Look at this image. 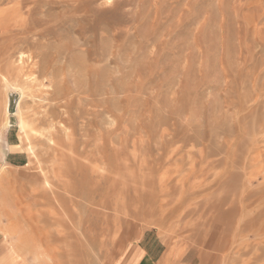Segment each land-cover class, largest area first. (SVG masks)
<instances>
[{
	"label": "rangeland",
	"instance_id": "374dc122",
	"mask_svg": "<svg viewBox=\"0 0 264 264\" xmlns=\"http://www.w3.org/2000/svg\"><path fill=\"white\" fill-rule=\"evenodd\" d=\"M0 12L2 48L36 26L34 40L17 38L24 58L33 54L41 70L56 71L51 83L35 74L44 89L57 88L48 102L54 141L64 150L75 142L84 165H67L35 133L21 141L38 97L0 79V264L66 260L48 236L57 235L58 199L75 209L63 220L75 228L64 249L77 251L66 264H111L134 242L126 264H147L138 263L143 252L136 257L145 234L161 246L151 264H199L197 239L217 210L232 213L230 231L242 229L217 264H264V0H0ZM15 47L6 52L12 61ZM108 199L118 203L100 208ZM88 204L104 217L91 216ZM137 207L139 216L127 214ZM107 217L118 224L105 238Z\"/></svg>",
	"mask_w": 264,
	"mask_h": 264
},
{
	"label": "bare ground",
	"instance_id": "6f19581e",
	"mask_svg": "<svg viewBox=\"0 0 264 264\" xmlns=\"http://www.w3.org/2000/svg\"><path fill=\"white\" fill-rule=\"evenodd\" d=\"M13 12H12V10H11V8H9V9H6V11L4 12V15H5V17L6 16H10V15H13L12 14ZM2 14H3V12H0V16H2ZM28 22V21H27ZM34 24V23H33ZM38 24V23H37ZM36 25V24H35ZM45 26H47V24L45 25ZM30 27V26H29ZM36 28V26H34V25H32L31 26V29L33 28V29H35ZM24 28V27H23ZM42 28V27H41ZM44 28V27H43ZM1 29V28H0ZM26 30L28 29L27 28V26H26V28H25ZM30 29V30H31ZM46 29V28H45ZM30 30H27V31H29V32H26V31H24L25 33H30L31 31ZM44 30V29H43ZM22 32V31H21ZM24 32H22L21 34L24 36ZM36 32V31H35ZM43 32V31H42ZM7 33V32H6ZM12 33H14V32H12ZM32 33V32H31ZM49 33V32H48ZM35 34V33H34ZM3 35V34H2ZM2 35H0V38L2 37ZM10 35H11V33H10ZM16 35V34H15ZM18 36L17 37H19V36H22V35H20V32H19V34H17ZM30 35V34H29ZM41 35H43V34H41ZM4 36H6V35H4ZM13 36H14V34H13ZM26 36V35H25ZM31 36V35H30ZM44 36V35H43ZM47 36V35H46ZM12 37V36H11ZM15 37V36H14ZM17 37H15V39H18L17 41L16 40H14L15 42H16V44H13L12 45V47H10V48H8V47H4V48H2V47H0V79L2 80V81H5V82H10V81H13L14 83H18V84H20V85H22V86H25V87H28V89H30L31 88V90H29V93L31 92V93H33L32 94V96H34V97H38V103H36V105L34 106V108H33V111H32V113H28V116L30 117L29 118V120H27V118L25 119L26 120V124L25 125H23L22 126V132H24L25 133V135L21 138V141L22 142H24L27 138H28V136L30 135V133H35L36 134V136L35 137H37V135H39L40 136V138H39V140H42V139H45V140H49L50 142L52 141V144L50 145V149H52L53 151H54V153L56 152V154H60L61 155V157H60V159L62 158L63 160H64V162L68 165V164H71V166L72 167H82L83 166V168H84V165H82L83 164V161L80 159L81 158V156H82V153H83V151L82 150H80V149H78L77 148V145L75 144V142H71V144H70V146H68L67 148V150H64L63 149V147H62V145H63V143L62 142H58V141H54V137H55V131L54 130H56V128H53V111H52V108L49 106V104H48V102L51 100V98H52V96H54L53 94L55 93V91H56V89L57 88H55L53 85H52V87H50V89L48 88V89H44V87H45V83H43V82H39L38 81V77H37V75H35L36 74V71H38V72H41V77H44L43 78V81H44V79H45V76H48L49 77V79L47 78V80H49V82L51 83L53 80H54V78H55V76H56V71L54 70V68H53V66L52 65H49V64H47L46 65V68L44 69V70H41L40 69V61L39 60H37L36 59V57L37 56H34L33 54H29L28 55V57L27 58H24L25 57V55H24V51L22 50V46L21 45H23L22 43L24 42V40H22V38L24 39V37H20V39L19 38H17ZM27 37H28V35H27ZM33 37H35L34 35H33ZM38 37L39 36H37L36 38L38 39ZM8 38V37H7ZM32 38V36L30 37V40H34V38L33 39H31ZM35 38V39H36ZM5 39V38H4ZM11 40H13V39H11ZM11 40H10V42H11ZM5 41V40H4ZM1 42V41H0ZM13 43V42H12ZM25 43V42H24ZM1 44V43H0ZM2 45V44H1ZM27 45V44H26ZM29 46L31 45V43H29L28 44ZM28 45H27V47H28ZM14 46H16L15 48H17V56H16V58H15V60H11V57H7V55H6V52L8 51V50H10V51H12V50H15V49H13L14 48ZM26 47V48H27ZM26 52V51H25ZM35 54V53H34ZM66 55V54H65ZM13 57V56H12ZM14 59V58H13ZM42 61V60H41ZM63 68V67H62ZM65 68V67H64ZM33 75V76H32ZM13 83V84H14ZM13 86H15V85H13ZM63 86V88H65V86L64 85H62ZM47 87V86H46ZM64 90V89H63ZM63 90H60V91H63ZM252 90H253V88H252ZM20 91V90H19ZM61 94V93H60ZM28 95H30V94H28ZM70 100V99H69ZM33 101V100H32ZM48 104V105H47ZM69 104V103H68ZM70 104H71V101H70ZM68 105V106H71V105ZM63 108V107H62ZM66 111V110H65ZM26 116V115H25ZM24 116V117H25ZM84 118L86 117V116H84V115H82ZM95 116H96V114H95ZM102 117V116H101ZM83 119V118H82ZM88 119V118H87ZM107 119V118H106ZM110 119V118H109ZM2 120H4V119H2ZM58 120V119H57ZM5 121H6V119H5ZM108 121H110V120H108ZM4 124H5V122H3ZM3 124V125H4ZM112 124V123H111ZM262 124V123H261ZM57 125V124H56ZM59 125V124H58ZM25 126H26V128H25ZM19 127H20V125H19ZM24 129H26L25 131H24ZM52 129V130H51ZM59 129V128H58ZM97 131V130H96ZM94 132V131H93ZM31 138V137H30ZM38 138V137H37ZM104 141V140H103ZM124 144V143H123ZM41 146V145H40ZM260 146V145H259ZM29 147V146H28ZM108 147H110V146H108ZM86 148V147H85ZM30 150V149H29ZM109 150V149H108ZM114 150V149H113ZM32 151H33V149H32ZM97 151V150H96ZM115 151V150H114ZM114 151H112V152H114ZM111 152V153H112ZM100 153V152H99ZM56 154H54L55 156H56ZM89 154H91V152L89 153ZM88 154V155H89ZM114 154V153H113ZM115 155H117L116 153H115ZM127 155V154H126ZM93 156H94V158L96 157V155H94V153H93V155H92V159H93V161H94V158H93ZM128 156V155H127ZM32 157V156H31ZM117 157V156H116ZM123 157H126V156H123ZM123 157H121V158H123ZM111 158V157H110ZM88 159V158H87ZM96 159V158H95ZM112 159H114V158H112ZM117 159H118V157H117ZM102 160V159H101ZM121 160V159H120ZM123 160V159H122ZM128 160V159H127ZM92 161V162H93ZM103 161V160H102ZM114 161H115V159H114ZM117 162H119V160L117 161ZM117 162H116V164H117ZM123 162V161H122ZM128 162H129V160H128ZM119 163H121V162H119ZM124 164H125V161L123 162ZM93 164V163H92ZM128 164V163H127ZM95 166V165H94ZM64 167V166H63ZM63 167H62V169H63ZM96 167V166H95ZM115 167V166H114ZM117 167H118V165H117ZM116 167V168H117ZM125 167H127V165L125 164V166H124V168ZM65 168V167H64ZM82 168V169H83ZM128 168V167H127ZM126 168V169H127ZM76 169V168H75ZM75 169H71V170H75ZM82 169H80V170H82ZM92 169H94L93 167H92ZM96 169V168H95ZM115 169V168H114ZM114 169L112 168V170L110 169L109 170V173L110 172H113L114 171ZM121 169V168H120ZM122 169H123V167H122ZM65 170H66V168H65ZM69 170H70V168H69ZM69 170H67V171H69ZM79 170V169H78ZM87 170V169H86ZM98 170V169H97ZM96 170V171H97ZM116 171H115V173L114 174H116V175H118L119 176V172H118V170L117 169H115ZM76 171L77 170H75V172H74V174L76 173ZM91 171V170H90ZM124 171V170H123ZM123 171H121V172H123ZM69 172H71L72 173V171H69ZM78 172V171H77ZM88 172V171H87ZM94 172V171H93ZM63 173V172H62ZM65 173V172H64ZM80 173V172H79ZM106 173V172H105ZM108 173V172H107ZM81 175H82V173H80ZM84 174H85V172H84ZM94 174V173H93ZM97 174V173H96ZM111 174V173H110ZM110 174H109V176L107 175V174H103V176H105V177H107L108 179H110V178H112L113 177V175L112 176H110ZM123 175H124V173H122ZM72 175V174H71ZM76 175V174H75ZM87 175V174H86ZM98 175H100V174H98ZM115 175V176H116ZM88 176V175H87ZM122 176V175H121ZM122 177H124V176H122ZM44 178V177H43ZM117 178H120V176L119 177H116V179ZM233 178H234V176H233ZM65 179V178H64ZM63 179V180H64ZM68 179V178H67ZM62 180V181H63ZM76 180V179H75ZM79 179H77V181H78ZM97 180V179H96ZM111 180V179H110ZM109 180V181H110ZM65 181H68V180H64V182ZM117 181V180H116ZM116 181H114V182H116ZM124 182H127V180L126 181H123V183ZM243 182V181H242ZM246 182V181H245ZM101 183V182H100ZM109 183V182H108ZM112 183H113V181H112ZM74 184V183H73ZM110 184V183H109ZM117 184V183H116ZM115 183L114 184H111V185H113V186H117ZM126 184V183H125ZM76 185H78V184H76ZM99 185V184H98ZM111 185L110 186H108L109 188L111 187ZM127 185V184H126ZM247 185V184H246ZM46 186V185H45ZM100 186H101V184H100ZM44 187V186H43ZM66 187H67V185H66ZM73 187V186H72ZM71 187V188H72ZM75 187V186H74ZM97 187V186H96ZM77 188V187H76ZM108 188V189H109ZM118 188V187H117ZM126 188H127V186H126ZM45 189V188H44ZM113 189H114V187H113ZM49 190V189H48ZM73 190V189H72ZM115 190H117V189H114V191ZM40 191V190H39ZM46 191V190H45ZM44 191V192H45ZM69 191V190H68ZM108 191V190H107ZM110 191V190H109ZM108 191V192H109ZM118 191V190H117ZM117 191H115V192H117ZM42 192V191H41ZM43 192V193H44ZM70 192V191H69ZM77 192V191H76ZM107 192V193H108ZM111 192V194H112V190L110 191ZM124 192V191H123ZM127 192V191H126ZM78 193V192H77ZM94 193V192H93ZM118 193H120V191L118 192ZM122 193V192H121ZM241 193H243V192H241ZM46 193H44V195H45ZM110 194V193H109ZM108 194V195H109ZM110 194V195H111ZM124 194H127V193H124ZM43 195V194H42ZM73 195V194H72ZM243 195V194H242ZM41 196V195H40ZM39 196V197H40ZM100 196V195H99ZM106 196V195H105ZM127 196V195H126ZM125 196V197H126ZM56 197V196H55ZM58 197V196H57ZM110 197V196H109ZM115 196H113V198H114ZM240 197H241V194H240ZM242 198V197H241ZM127 199V198H126ZM57 200V199H56ZM71 200V199H70ZM130 200V199H129ZM129 200H127V201H125V200H123V201H125V203L127 202V203H129ZM58 201V205L60 206V208L62 209V211H61V213H62V215L61 216H55V220L54 221H56V225H57V227H55V231H57V235H56V233H54V234H50V235H48L49 236V238H51L52 236H53V241L54 242H56V243H59L60 244V246H61V248H59V253H57V254H59V256H61L60 255V253H63V255H64V257L66 258V260L65 261H61V262H59L58 261V263L57 264H64L65 262L66 263H69V262H71V260H76V257H77V254H76V252H75V250L76 249H74V252H72L70 249V251H71V253H70V251H68L67 250V248H69V247H67L66 245H67V243H66V250L68 251H66L65 249H64V244H65V240H67V238L69 237V235L70 234H72V233H70L69 231H71V232H74V230L73 229H75V228H73V226L72 227H70L69 228V223H67V224H65L64 223V219H66V221H67V219L68 218H70L71 216H72V210L74 209V207L72 208V205H68V204H65L64 203V201H66V200H57ZM97 200H90V201H88L89 202V204L91 205H93V204H95V203H98V201L96 202ZM114 202V201H116V200H104L103 201V206L101 205H99L100 204V202L98 203V205L100 206V208L102 207V209H103V207H105L106 205V207L108 208V209H112V207H111V205L112 204H110L111 202ZM118 201V200H117ZM116 201V202H117ZM122 201V202H123ZM131 202V201H130ZM68 203V202H67ZM78 203V202H77ZM81 203H83V202H81ZM118 203V202H117ZM116 203V204H117ZM120 203V202H119ZM124 203V204H125ZM65 204V205H64ZM73 204V203H72ZM74 204H75V202H74ZM88 204V205H89ZM123 204V203H122ZM123 204V205H124ZM66 205H68V207H70L71 208V210H70V208H68ZM75 205H77V204H75ZM83 205V204H82ZM89 205V207H90V210H89V212H90V215L91 216H93L94 215V217H95V219H97L98 217H97V215L96 214H94V213H97V211L94 209V207L96 208V206H98V205H96V206H94V207H92L91 208V206ZM126 205V204H125ZM124 205V206H125ZM129 205H132V204H129ZM98 206V207H99ZM117 206H120L119 204L117 205ZM136 205H134V207H135ZM215 206H217V205H215ZM81 207V206H80ZM88 207V206H87ZM97 207V208H98ZM106 207H105V209H106ZM116 207V206H115ZM121 207L123 208V206L121 205ZM128 207H131V206H128ZM86 208V207H85ZM96 208V209H97ZM119 208V207H118ZM118 208H117V210H118ZM171 209H172V207H170ZM180 208V207H179ZM79 209V208H78ZM89 209V208H88ZM125 209V208H124ZM99 210V209H98ZM115 211H117L116 210V208L114 209ZM121 210V209H120ZM142 210H144L142 207L140 208V207H137V208H135V209H132V210H130V209H128V210H126V212H128L127 214L128 215H134V217L135 216H139V214L141 213V211ZM74 211H75V209H74ZM83 211V210H82ZM101 211H103V210H101ZM106 211V210H105ZM108 211H110V210H108ZM112 212L111 213H114L113 212V210H111ZM123 211V210H122ZM122 211H118V212H121V214H122ZM79 212V211H78ZM88 212V211H87ZM86 212V213H87ZM88 212V213H89ZM99 212H100V210H99ZM217 213H213V218L214 219H212L210 222L212 223H210L211 225L209 226L210 228H209V231H207V236H204L203 238H199L198 237V241H197V244H198V246H199V249L201 250V252L199 253L200 254V263L199 264H217V262H218V260L220 261V259H225L226 257H228V253H230V251H231V249H232V245H233V243H235L236 241H237V243H240V242H238V240H240L242 237H240V234H241V232H242V229H239L241 232H232V231H230V229H231V226H230V222H231V215H232V213L231 214H229V212L227 213V217L226 218H224V216L220 213V211L219 210H217L216 211ZM41 213H42V211H41ZM75 213H77V212H75ZM82 213V212H81ZM85 213V214H86ZM88 213H87V216H89L88 215ZM104 213V212H103ZM103 213H101V214H103ZM53 214V213H52ZM54 214H56V213H54ZM79 214V213H78ZM77 214V215H78ZM83 214V213H82ZM97 214H99V215H101L100 213H97ZM105 214H108L109 215V213H105ZM126 214V213H125ZM124 214V216H126ZM81 215V214H80ZM107 215V216H108ZM112 215H114V214H112ZM115 215H117V214H115ZM123 215V214H122ZM49 216H51V215H49ZM53 216L54 215H52V220H53ZM73 216H74V214H73ZM102 216V215H101ZM110 216V215H109ZM220 216H221V218L222 219H220ZM83 218H84V215L82 216ZM81 217V218H82ZM103 217H104V214H103ZM118 217H120V214H119V216ZM117 217V218H118ZM128 217V216H127ZM133 217V216H132ZM49 218V217H48ZM80 218V217H79ZM91 218H93V217H91ZM90 218V219H91ZM108 218V217H107ZM112 218V217H111ZM85 219V218H84ZM89 219V218H88ZM100 219H103V218H100ZM100 219H98L100 222L101 221H103V220H100ZM114 219V218H113ZM110 220L109 218H108V223L106 224V226H104L105 227V229H104V227H103V229L104 230H102V234H101V236L102 237H107V236H109V235H112L113 233L115 234V232L113 231V230H115V229H113V227L115 226V221L114 220ZM119 219V218H118ZM124 219H125V217H124ZM134 219V218H133ZM49 220H50V218H49ZM51 220V221H52ZM64 220V221H63ZM83 220V219H82ZM65 221V222H66ZM99 221H97V222H99ZM116 221H118V220H116ZM69 222H70V220H69ZM84 223V222H83ZM85 223H88L87 221L85 222ZM95 223V222H94ZM121 223V222H120ZM124 223V222H123ZM54 224H55V222H54ZM98 224V223H97ZM105 224V223H104ZM117 224H118V222H117ZM116 224V225H117ZM70 225H72V224H70ZM81 225H82V223H81ZM91 225V224H90ZM98 225H100V223L98 224ZM98 225H96V226H98ZM123 225V224H122ZM49 226V225H48ZM76 226H78V225H76ZM93 226V225H92ZM95 226V225H94ZM119 226V225H118ZM217 227L216 229H215V227ZM75 227V226H74ZM82 227V226H81ZM80 227V228H81ZM84 227V226H83ZM86 227H88V226H86ZM116 227V226H115ZM68 228V231H65V229H67ZM79 228V227H78ZM93 228V227H92ZM92 228H90V229H92ZM100 228H101V226H100ZM190 228V227H189ZM70 229H72V230H70ZM84 229H85V227H84ZM97 229H98V227H97ZM89 230V229H88ZM54 231V230H53ZM52 231V232H53ZM80 231V230H79ZM92 231H95V229L94 230H92ZM101 231V230H100ZM117 231H118V229H117ZM120 231V230H119ZM205 231V230H204ZM203 231V232H204ZM244 231V230H243ZM59 232V233H58ZM83 232H84V230H83ZM111 232H112V234H111ZM255 232L257 233V234H259L260 232H261V229L260 228H255ZM51 233V232H50ZM98 234L99 232H95V234ZM84 234V233H83ZM117 234V233H116ZM202 234V233H201ZM239 234V235H238ZM245 234V233H244ZM60 235V236H59ZM75 235H77V233H75ZM238 235V238L236 237ZM200 236V235H199ZM244 237L243 238H245L247 235H243ZM56 237V238H55ZM113 237V242H114V239H116L117 238V236H112ZM200 237H202V236H200ZM240 237V238H239ZM142 238V236H140L138 239H137V241L138 240H140ZM103 240H105V239H103ZM68 241H69V239H68ZM243 241H245L244 239H243ZM256 241V240H255ZM102 242H104V241H102ZM242 242V241H241ZM257 242V241H256ZM258 242H260V241H258ZM56 243H54L55 245H57ZM72 243V242H71ZM245 243V242H244ZM246 243H247V241H246ZM196 244V245H197ZM105 245V244H104ZM114 245V243H112L111 244V246L112 247H114L113 246ZM136 245H137V243L136 242H134V244L132 243V246H130L129 247V249L127 250V252H125V255L124 256H122V257H118V258H114V257H112L111 258V260H110V263L112 264V263H115V264H126V262L128 261V259H130V256L132 255V251L133 250H135V248H136ZM240 245H244L243 243H241V244H235V246L237 247V246H240ZM106 246V245H105ZM108 246V245H107ZM253 246V245H252ZM251 246V247H252ZM257 246H259V245H257ZM48 247H49V245H48ZM53 248V247H52ZM73 247H71V249H72ZM231 248V249H230ZM246 249V248H245ZM46 250H47V248H46ZM55 250V249H54ZM60 250H61V252H60ZM114 248H113V250H112V252H114ZM171 250V249H170ZM57 251V250H56ZM234 252V249H233V251L231 252V256H232V253ZM235 252H237V251H235ZM241 252V251H240ZM53 254H56L55 252L53 253ZM235 254V253H234ZM233 254V255H234ZM53 257V256H52ZM233 257V256H232ZM234 257H236V256H234ZM234 257H233V259H234ZM237 257H238V255H237ZM254 257V256H253ZM231 258V257H230ZM229 258V259H230ZM118 259V260H117ZM236 259V258H235ZM228 260V259H227ZM235 261V260H234ZM65 263V264H66ZM72 263V262H71ZM70 263V264H71ZM146 263L147 264H151V261L149 260V261H146ZM225 264V263H224ZM227 264V263H226ZM234 264V263H233Z\"/></svg>",
	"mask_w": 264,
	"mask_h": 264
},
{
	"label": "crops",
	"instance_id": "0c3cea01",
	"mask_svg": "<svg viewBox=\"0 0 264 264\" xmlns=\"http://www.w3.org/2000/svg\"><path fill=\"white\" fill-rule=\"evenodd\" d=\"M153 237L156 238V236H147V234H145L144 242H142L141 245H138L139 251L137 252L136 257H137V255H138L139 252H143L142 255H141V257L138 260V263L143 262V261H149V260L150 261H153V260H156V259L159 258V251L161 250V246H160V243L158 241L159 239L157 238V240H156ZM152 239L157 241L158 248H157L156 252L153 255H150L148 253L149 252V246L148 245H149V242H152L153 241ZM136 249H137V247L135 248V250ZM136 257L134 258V260L136 259ZM134 260H133V262H134Z\"/></svg>",
	"mask_w": 264,
	"mask_h": 264
}]
</instances>
